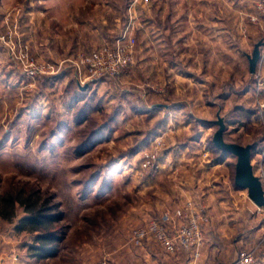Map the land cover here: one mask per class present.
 Returning a JSON list of instances; mask_svg holds the SVG:
<instances>
[{"label": "rangeland", "instance_id": "rangeland-1", "mask_svg": "<svg viewBox=\"0 0 264 264\" xmlns=\"http://www.w3.org/2000/svg\"><path fill=\"white\" fill-rule=\"evenodd\" d=\"M134 1L0 0V250L32 260L37 236L17 229L26 213L6 198L55 208L66 264L81 250L112 263L118 248L162 249L129 237L193 203L209 218L198 261L230 264L256 249L264 264V207L235 188L237 158L213 144L220 117L227 143L257 145L264 183V99L245 56L264 39L258 0ZM130 24L134 58L120 80L59 70ZM32 63L48 72L30 77Z\"/></svg>", "mask_w": 264, "mask_h": 264}, {"label": "built area", "instance_id": "built-area-1", "mask_svg": "<svg viewBox=\"0 0 264 264\" xmlns=\"http://www.w3.org/2000/svg\"><path fill=\"white\" fill-rule=\"evenodd\" d=\"M139 0H135L132 7ZM257 10L264 16V0H258ZM133 26L130 24L119 37L111 43L89 52L81 54L75 60H66L74 75L84 82H97L102 79L120 80L132 65L134 58L135 39L132 35ZM45 65L32 63L27 70L30 77L47 73ZM58 73V72H57ZM209 218L200 212L196 205L189 203L188 207L164 214L160 220H151L145 227L132 231L129 243L140 246L146 240L157 242L167 255H176L181 251H188L194 262H197L204 248L203 226ZM256 249L241 251L230 264H254L257 258ZM100 264H110L104 260Z\"/></svg>", "mask_w": 264, "mask_h": 264}, {"label": "crops", "instance_id": "crops-1", "mask_svg": "<svg viewBox=\"0 0 264 264\" xmlns=\"http://www.w3.org/2000/svg\"><path fill=\"white\" fill-rule=\"evenodd\" d=\"M261 24H255L254 25V29L257 30L259 29L258 26H260ZM258 27V28H257ZM260 41H264L263 37L261 38ZM257 44V43H256ZM255 44V45H256ZM261 52H262V57L261 60L258 64V68H257V72L255 76L260 77V79L257 82V86L255 87L256 90L258 91V93L260 94V98L258 101H262L264 99V46L261 48ZM247 58V62H248V70H249V61H248V54L245 55ZM250 74V71H249ZM251 75V74H250ZM252 76V75H251ZM255 79H257L255 77ZM247 92H251V89L246 90ZM264 101V100H263ZM256 153H255V157H256ZM206 245L205 248L203 249V253L202 256H204L205 251H206ZM81 254H83L84 257L80 258L81 262L79 264H100V262L103 259H99V261L94 262L92 261L93 259L91 257L86 258L87 253H92L94 250H81ZM85 251V252H84ZM137 251V252H135ZM142 253H140V252ZM84 252V253H83ZM95 255H101L102 253L100 252V250H95L94 251ZM113 255L116 256H122L120 259L119 257H115L113 258V262L114 264H207L205 261V258H203L201 261H197L194 262L193 260H191V254L188 251H181L179 253H177L176 255H166V253L164 252L163 249H159V250H154L153 253H151V250H147V249H129V248H124V249H116L114 252H112ZM110 254V255H112ZM142 255V259L144 260L143 262H140L135 255ZM22 251L20 249L17 248H6L4 250H0V264H66L63 261V258L61 256V254L58 252L57 255L53 258H47V259H43V260H39L36 258H32L31 259H25L22 258ZM151 256H153L151 258ZM236 259V258H235ZM234 259V260H235ZM98 260V259H97ZM233 260V261H234ZM62 261V262H61ZM232 261V262H233ZM113 262L111 263L109 261L110 264H113Z\"/></svg>", "mask_w": 264, "mask_h": 264}, {"label": "trees", "instance_id": "trees-1", "mask_svg": "<svg viewBox=\"0 0 264 264\" xmlns=\"http://www.w3.org/2000/svg\"><path fill=\"white\" fill-rule=\"evenodd\" d=\"M215 148L218 149L216 146ZM221 153L223 159L231 156L229 154H224L222 151ZM235 188L238 189L236 185ZM4 202H7L12 208L15 202L24 208L26 216L21 219L17 229L37 234L34 240L35 245L29 248L32 257L39 260L55 257L58 253V243L64 238L63 232L60 231L57 226L61 215H56L54 212L55 208L48 207L47 204L41 203L39 200L31 197L18 200L6 198ZM5 214V212L0 210V215H2V217L6 218Z\"/></svg>", "mask_w": 264, "mask_h": 264}, {"label": "water", "instance_id": "water-1", "mask_svg": "<svg viewBox=\"0 0 264 264\" xmlns=\"http://www.w3.org/2000/svg\"><path fill=\"white\" fill-rule=\"evenodd\" d=\"M264 46V41H259L252 52L248 56L249 71L251 75L257 72L258 64L262 57L261 48ZM85 88L82 89H86ZM219 129L213 137L214 145L224 154H229L237 158L235 185L238 189L248 190L250 200L258 207H264V183L263 180L255 174L254 166L252 164L256 144L243 146L240 144L227 143L224 140V134L227 130V124L223 118L215 122Z\"/></svg>", "mask_w": 264, "mask_h": 264}]
</instances>
